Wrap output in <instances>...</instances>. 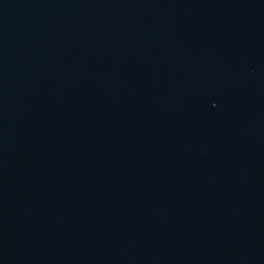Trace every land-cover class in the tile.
Wrapping results in <instances>:
<instances>
[{"label":"water","instance_id":"1","mask_svg":"<svg viewBox=\"0 0 264 264\" xmlns=\"http://www.w3.org/2000/svg\"><path fill=\"white\" fill-rule=\"evenodd\" d=\"M0 264H264V0H0Z\"/></svg>","mask_w":264,"mask_h":264}]
</instances>
